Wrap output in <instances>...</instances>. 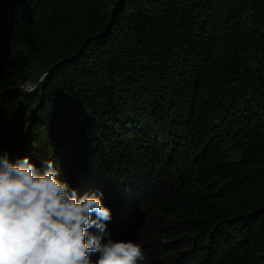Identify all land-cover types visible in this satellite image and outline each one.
Segmentation results:
<instances>
[{
    "label": "trees",
    "instance_id": "trees-1",
    "mask_svg": "<svg viewBox=\"0 0 264 264\" xmlns=\"http://www.w3.org/2000/svg\"><path fill=\"white\" fill-rule=\"evenodd\" d=\"M12 98L30 162L115 173L105 239L144 264H264V0H0Z\"/></svg>",
    "mask_w": 264,
    "mask_h": 264
},
{
    "label": "clouds",
    "instance_id": "clouds-1",
    "mask_svg": "<svg viewBox=\"0 0 264 264\" xmlns=\"http://www.w3.org/2000/svg\"><path fill=\"white\" fill-rule=\"evenodd\" d=\"M31 92L32 89H29ZM103 193H78L54 159L0 154V264H144L139 243L106 237ZM95 229V232L92 231Z\"/></svg>",
    "mask_w": 264,
    "mask_h": 264
},
{
    "label": "rangeland",
    "instance_id": "rangeland-1",
    "mask_svg": "<svg viewBox=\"0 0 264 264\" xmlns=\"http://www.w3.org/2000/svg\"><path fill=\"white\" fill-rule=\"evenodd\" d=\"M36 84L34 82H27L24 85L20 86V89H22L25 93H31L35 90ZM29 89H32L30 92ZM20 99L16 98L9 102V104L2 106L0 105V154H2L5 150L9 153V158L14 160L17 157H24L26 156V152H23V143H25L26 139V130L24 131L23 137L21 135V129L18 128V115L23 106H25L24 102L22 105H20ZM22 137V140H21ZM40 151V159L41 160H47V159H54L60 169L61 176L66 178L70 185L77 189L78 193H83L86 190H99L103 193L104 202L106 201V198L113 196L116 185V180L114 179L115 173H109L107 172L104 174V177L102 175H99L96 179V182L89 186L82 185L81 179L83 176L78 177L76 174L77 168L74 166V164H71L70 161L60 160L59 157L53 155L50 157L51 153H49V150L44 148L43 145L39 146ZM24 153V155H23ZM141 159V158H140ZM147 170L149 168L147 167ZM140 169L136 168V173L139 174ZM103 178V179H102ZM94 179V178H93ZM102 181V187H97V181ZM109 183L113 184V188H111L112 185H109ZM136 183L134 179H132L131 185L129 188H132V185ZM79 186H82V190L79 189ZM138 188V187H137ZM136 189V188H135ZM138 194V193H137ZM102 197V199H103ZM115 206V205H114ZM114 208V207H112Z\"/></svg>",
    "mask_w": 264,
    "mask_h": 264
}]
</instances>
